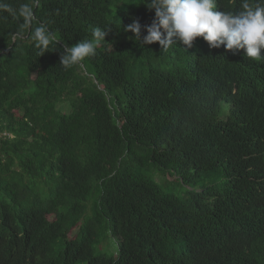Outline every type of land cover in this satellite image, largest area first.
<instances>
[{
    "label": "trees",
    "instance_id": "16d2710c",
    "mask_svg": "<svg viewBox=\"0 0 264 264\" xmlns=\"http://www.w3.org/2000/svg\"><path fill=\"white\" fill-rule=\"evenodd\" d=\"M4 2L0 264H264V49L145 45L124 31L145 0ZM40 23L58 42L38 57Z\"/></svg>",
    "mask_w": 264,
    "mask_h": 264
},
{
    "label": "clouds",
    "instance_id": "9594fccd",
    "mask_svg": "<svg viewBox=\"0 0 264 264\" xmlns=\"http://www.w3.org/2000/svg\"><path fill=\"white\" fill-rule=\"evenodd\" d=\"M143 4L155 10L151 25L142 26L138 19H134L124 27V31L132 32L139 40L143 27L147 33L142 40L145 45L158 42L162 50L167 51L178 40L191 48L196 38L202 37L211 48L224 46L230 51L243 49L247 58H262L264 0H242L241 10L236 12L219 11L217 0H145ZM0 10L13 12L4 0H0ZM19 15L26 21L30 20L34 15L33 7L22 4ZM108 31L94 28L91 39L79 41L71 47L65 46L60 65L70 68L86 57L95 56L99 42L105 41ZM15 35L23 38L22 32ZM30 39L34 42L38 57L49 52L50 45L58 42L55 34L44 23L31 30Z\"/></svg>",
    "mask_w": 264,
    "mask_h": 264
},
{
    "label": "rangeland",
    "instance_id": "374dc122",
    "mask_svg": "<svg viewBox=\"0 0 264 264\" xmlns=\"http://www.w3.org/2000/svg\"><path fill=\"white\" fill-rule=\"evenodd\" d=\"M173 178H174V177H172V176H168V179H169V180H172Z\"/></svg>",
    "mask_w": 264,
    "mask_h": 264
}]
</instances>
